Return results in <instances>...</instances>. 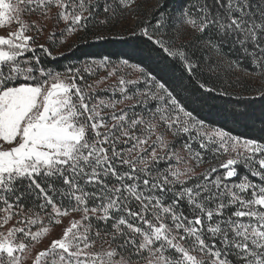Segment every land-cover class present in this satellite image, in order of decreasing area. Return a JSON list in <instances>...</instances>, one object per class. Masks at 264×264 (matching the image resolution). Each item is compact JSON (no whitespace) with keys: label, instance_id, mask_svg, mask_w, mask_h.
<instances>
[{"label":"snow or ice","instance_id":"obj_1","mask_svg":"<svg viewBox=\"0 0 264 264\" xmlns=\"http://www.w3.org/2000/svg\"><path fill=\"white\" fill-rule=\"evenodd\" d=\"M139 7L0 0V264H264V142L181 96L215 92L205 72L264 80V0H155L144 60L59 64Z\"/></svg>","mask_w":264,"mask_h":264},{"label":"trees","instance_id":"obj_2","mask_svg":"<svg viewBox=\"0 0 264 264\" xmlns=\"http://www.w3.org/2000/svg\"><path fill=\"white\" fill-rule=\"evenodd\" d=\"M151 5L139 7L137 17L143 18ZM133 26L134 24L130 27H117L116 25L111 30L103 29L101 30L103 39H96L92 33L83 38L84 34L81 33L63 50L67 59L61 57L59 64H83L86 61L99 60L105 56L110 58L112 64L125 59L133 65L141 62L145 56L142 51L144 44L141 39L130 34ZM73 45L74 47L69 51V47ZM145 63L149 66L152 64L151 61H145ZM251 70V67L248 66V71ZM242 74L245 73L229 72L225 75L221 72L217 78L205 72L203 79L211 87L216 88V91L203 92L194 83L185 80L183 83L187 86V90L182 91L181 96L188 108L193 110L194 114L203 119L210 127H220L232 135L264 142V98H261L258 92V89L264 90V80L259 77H255V80L247 79L241 76ZM221 90L226 91L228 95H220ZM238 168L243 175L245 172L243 165H238Z\"/></svg>","mask_w":264,"mask_h":264},{"label":"rangeland","instance_id":"obj_3","mask_svg":"<svg viewBox=\"0 0 264 264\" xmlns=\"http://www.w3.org/2000/svg\"><path fill=\"white\" fill-rule=\"evenodd\" d=\"M154 2H155V0H139L140 7H148ZM137 11H138V9L135 10V15L133 17L126 19V20H121V22L119 24H117V27H123V26L130 27L131 25H133L134 20H136V18H137ZM76 37L77 36H72L68 40V42L59 50L63 51L67 46H69L73 41H75ZM116 64H119V63H115L113 65H116ZM119 74L125 75L126 78H130V79H135L138 76V73L136 72V70L134 68H131L128 66H123V65H121L119 68ZM104 75H106V72L103 69H101V70H99L97 75L94 77H91L90 80L98 79L99 76H104ZM241 76H244L247 79L255 80V77H251V76H248L246 74H242ZM115 83H116V78H111L106 82V84L101 85V87H110L111 85H113ZM141 87H143V85H141ZM101 95L107 96V95H109V93H101ZM242 139H245V138H242ZM244 174H246V171L243 173V175Z\"/></svg>","mask_w":264,"mask_h":264}]
</instances>
